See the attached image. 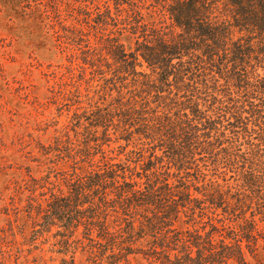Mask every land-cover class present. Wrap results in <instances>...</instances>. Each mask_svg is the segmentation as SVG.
<instances>
[{
  "label": "rangeland",
  "instance_id": "rangeland-1",
  "mask_svg": "<svg viewBox=\"0 0 264 264\" xmlns=\"http://www.w3.org/2000/svg\"><path fill=\"white\" fill-rule=\"evenodd\" d=\"M170 1L0 0V264H112L113 260L104 256V252L110 254L113 249L104 240V221L114 220L115 224L130 221L139 225L140 214L151 218L157 212L154 207L143 205L129 211L122 207L105 208L101 187L90 202L79 205L71 202L64 219L72 218L70 228L59 220L47 228V223L41 220V210L50 213L45 200L71 201L69 195L62 194L61 188L66 192L83 187L92 172L116 171L118 181L122 183L126 178L132 181L136 195L145 199L147 190L139 183V176L145 179V174L139 165L150 152L159 154L163 161L159 165L161 180H156L154 197L166 205L178 204L180 216L190 227L184 231L179 227L178 218H174L168 219L159 231L171 237L172 249L186 253L180 264H192L187 253L196 255L193 242L198 241L204 252L210 254L214 251L211 242L221 249L222 235L236 238L239 234L238 222L246 214L244 211H233L226 201L222 214L217 215L204 196L194 207L187 189L194 197L198 186L213 179L222 185L225 197L236 199L243 179L241 173L250 171L247 135L252 134L247 139L256 144L264 161L261 140L264 124L258 127L254 122L257 116L264 115L262 56L256 53L251 63L235 64L230 58L221 64L217 55L212 59L195 51L177 55L173 60L174 70L180 73L183 82L178 83L175 75L170 76L164 93L171 98L169 110L157 104L155 91L150 96L135 85L137 76L124 75L116 63L107 62L109 41L125 46L130 52L135 45L129 39L132 32L150 34L149 38L157 36V32H151L154 27L168 33L177 32L165 7ZM202 58L206 60L203 63L206 68L198 70ZM138 69L147 70L140 66ZM139 78L145 79L143 75ZM204 81L211 85L212 93H204ZM179 84L184 88L178 90ZM195 86L203 88L200 95L207 99L211 98L210 94L219 96L220 101L206 113L216 120L219 133L213 132L210 136L200 120L188 117L190 108L182 110V105L193 106L198 93ZM105 87L108 94H122L125 101L135 96L144 104L148 116L170 112L174 120L181 118L186 122L184 126L190 139L178 133L175 137L163 135L155 141L136 139L128 147L117 142L121 132L116 121L104 123L93 106L96 102L104 114ZM150 97L156 102L148 103ZM110 108L105 106L106 111ZM74 112L82 115L81 123L74 125L76 132L71 131L61 151L51 148L55 137L71 124ZM216 112L223 116L216 117ZM241 116L242 121L238 120ZM253 127L257 132L249 134L246 129L252 131ZM106 130L109 137L104 138ZM218 135L221 143H217ZM172 142L176 149L181 145L191 146L192 168L184 174V187L177 182L166 189L163 180L179 179L169 169L173 167ZM133 147L136 152L129 151ZM203 147L212 152H205ZM225 156L232 162L220 164ZM129 164L137 167V171H131ZM148 178L155 180L156 175ZM120 182L111 181L108 193L117 191ZM201 191L205 192L204 188ZM246 215L251 218L250 212ZM214 223L217 227L212 226ZM197 235H202L201 239L196 240ZM119 241L127 243L124 237ZM139 258L130 256L128 261L114 264H156ZM248 260L249 264H264L252 257ZM220 264L242 263L239 259H227Z\"/></svg>",
  "mask_w": 264,
  "mask_h": 264
},
{
  "label": "trees",
  "instance_id": "trees-1",
  "mask_svg": "<svg viewBox=\"0 0 264 264\" xmlns=\"http://www.w3.org/2000/svg\"><path fill=\"white\" fill-rule=\"evenodd\" d=\"M165 7L171 25L178 29L177 32L168 33L163 29L154 27L151 32H157L155 38H149L150 34L132 32V35L129 36V39L135 43L131 48L132 51H127L123 45L111 44L110 41L106 49L109 56L107 62L110 60V63H116L118 69L124 75L137 76L134 79L135 85L141 87L143 92L150 96L155 91V96L159 101L157 104H162L166 110L170 109L169 100L171 98L165 96L164 93L170 76L175 75L178 83L183 82L180 73L174 70L173 60L177 55L188 54L191 51L198 52L201 56L207 58L217 55L222 60L221 64L224 63V60L230 58L235 61V64L251 63L256 53L264 59V0H171ZM257 38L260 39L257 41ZM203 59L197 65L198 70L206 68L203 65L206 60ZM138 66L146 67L147 70L145 72L140 71ZM140 75H143L145 79L139 78ZM154 75L155 77H153ZM202 84L205 90L204 93H212V87L207 81ZM247 84L251 85V81L247 80ZM176 88L181 90L184 86L179 84L176 85ZM203 88L195 86L194 89L198 93L197 98L193 100V106L186 107L182 105L181 108L182 110L190 108V113H187L188 117L200 120L204 129L211 136L213 132L219 133L220 128L217 126L214 117H208L206 113L210 110L211 105L220 101V98L215 94H210V99L201 96L200 93ZM106 94H108V90L105 87L104 99L107 101L104 102V114L101 113L99 105H95L96 102L93 106L98 111V118L104 119V123L116 121L115 125L118 131L121 132L120 135H117V142H121L128 147L136 139L155 141L163 135L171 134L175 137L178 133L185 134L186 139H190V133L186 131L184 126L186 122L181 118L174 120L169 115L170 112L148 116L144 104L139 103L135 96L125 101L122 94L117 96L114 93H109L107 97ZM148 101V103L156 102L154 98H148ZM106 105L111 107L107 111L105 110ZM220 114V112H216L215 116H223ZM254 114H256V111H254ZM238 120L242 121V116ZM81 121L82 115L74 112L70 117L71 124L60 131V135L55 137L54 145L51 148L61 151L64 144L68 142L71 131L76 132V129H74L76 126L74 127V125L76 122L80 124ZM254 122L256 126L261 127V123L264 124V115L257 116ZM196 127L198 128V126ZM246 131L249 134L257 132L254 127L252 131L248 128ZM219 136L216 139L217 143H221ZM249 136H252V134L247 135L245 138L250 145V171L241 173L243 179L239 185V195L236 199L225 197L222 185L213 179L202 183L200 188L198 186L194 197L189 189H187V192L189 193L190 203L192 202L194 207L204 196L207 197V205H211L210 207L215 210L217 215L222 214L223 204L227 201L231 204L233 211H244L246 214L250 212L251 218L246 214L243 215L238 222L239 234L236 238L222 235L224 244L221 249L214 247L215 243L211 242L210 245H212L214 251L210 254L204 252V248L199 245L198 241L193 242L197 248L196 255L191 256V253H187V258L192 264H220L227 259H239L242 264H249V257L256 259L258 263L264 261V242L261 241V239H264V209L261 208L264 207V188H262L264 186V161L261 160L260 151L256 150V144L247 139ZM107 137H109L108 130L104 133V138ZM261 140L264 144V133L261 134ZM184 142H187V140ZM89 145L90 143L87 144L88 151H90ZM171 145L174 149L171 161L173 167L170 166L169 169L177 174L179 179L172 182L169 179L163 180L166 189H169L172 185H177V182H181L183 187L186 185L183 178L185 177L184 174L190 173L192 168L191 158L194 152L191 146L184 147L181 145L176 149L174 142ZM202 150L212 152V149L207 147H203ZM129 151L136 152V147L129 149ZM43 158H47V154H43ZM120 160L125 161L124 158H120ZM227 161L232 162L230 158L225 156L220 160V164H225ZM162 163L159 154L150 152L149 155L144 157L143 163L139 165L145 174V179L139 176V183L147 190L145 199H140L136 195V192L132 189V181H128L127 178L122 183L118 181L116 171H108L104 174L92 172L91 179L83 187H73L66 192L61 188L62 194L69 195L71 201L45 200L46 206L50 208V213L46 214L44 210H41V220L47 223V228L55 224L56 220L65 222L64 226L70 228L72 218L64 219L66 211L72 206L71 202L75 205L90 202V199L99 191V188L103 187L104 202L102 203L105 208L122 207L125 211H129L132 208L138 210L140 206L146 205L147 207H154L158 212L151 218L141 213L139 225L130 221L115 224L114 220H105L104 240L108 245H113V249L110 254L108 251L104 252V256H109L113 260L112 264L123 260L128 261L130 256L140 257L139 259H143L148 263L180 264V260L184 258L186 253L183 255V251L172 249L170 246L171 237L168 236L167 232L162 234L159 231L164 229L168 219L174 218H178L180 221L179 227L184 231H189L190 227L187 226L186 220L180 216L178 204L166 205L154 197L157 187L156 180H161L159 176V168L161 167L159 165ZM129 167L133 172L138 169L132 167L131 164H129ZM152 174L156 175L155 180L148 178ZM197 178L195 176V180ZM132 180L134 179L132 178ZM191 180L193 181V179ZM111 181L113 183L114 181L115 183L120 182L121 184L117 191L108 193L107 189L110 187ZM254 187L257 188L253 189ZM201 188H204L205 192L201 191ZM212 226L217 227L215 223ZM155 232L156 234H154ZM157 232L160 234H157ZM122 237L127 240V243L119 241ZM201 237L202 235H197L195 238L199 240ZM122 243H126V245L122 246Z\"/></svg>",
  "mask_w": 264,
  "mask_h": 264
}]
</instances>
